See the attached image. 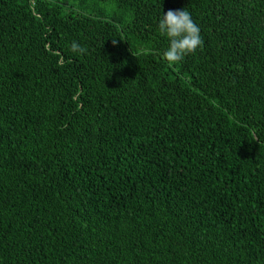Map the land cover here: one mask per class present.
I'll return each instance as SVG.
<instances>
[{
    "label": "trees",
    "instance_id": "16d2710c",
    "mask_svg": "<svg viewBox=\"0 0 264 264\" xmlns=\"http://www.w3.org/2000/svg\"><path fill=\"white\" fill-rule=\"evenodd\" d=\"M0 264H264V0H0Z\"/></svg>",
    "mask_w": 264,
    "mask_h": 264
},
{
    "label": "clouds",
    "instance_id": "9594fccd",
    "mask_svg": "<svg viewBox=\"0 0 264 264\" xmlns=\"http://www.w3.org/2000/svg\"><path fill=\"white\" fill-rule=\"evenodd\" d=\"M158 32L166 37L168 46L163 51L162 57L170 65H174L194 53L202 47L203 39L200 35V27L194 22L187 9L168 10L158 22ZM117 41L112 40L115 45ZM70 52L76 55L87 54V48L77 41H72Z\"/></svg>",
    "mask_w": 264,
    "mask_h": 264
}]
</instances>
